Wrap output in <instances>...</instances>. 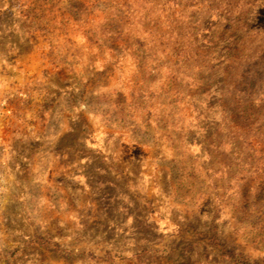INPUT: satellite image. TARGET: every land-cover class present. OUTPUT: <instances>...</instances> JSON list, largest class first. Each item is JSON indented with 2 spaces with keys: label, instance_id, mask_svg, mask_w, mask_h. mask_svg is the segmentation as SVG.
Wrapping results in <instances>:
<instances>
[{
  "label": "rangeland",
  "instance_id": "1",
  "mask_svg": "<svg viewBox=\"0 0 264 264\" xmlns=\"http://www.w3.org/2000/svg\"><path fill=\"white\" fill-rule=\"evenodd\" d=\"M0 264H264V0H0Z\"/></svg>",
  "mask_w": 264,
  "mask_h": 264
}]
</instances>
